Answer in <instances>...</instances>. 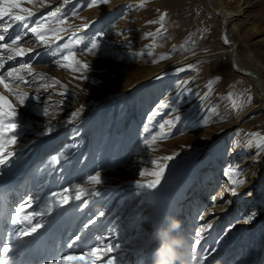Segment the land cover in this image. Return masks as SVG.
I'll return each mask as SVG.
<instances>
[{
    "label": "rangeland",
    "instance_id": "374dc122",
    "mask_svg": "<svg viewBox=\"0 0 264 264\" xmlns=\"http://www.w3.org/2000/svg\"><path fill=\"white\" fill-rule=\"evenodd\" d=\"M90 2L69 0L63 7L65 24L46 22L52 28L72 25L69 31L60 33L64 37L60 44L79 30V49H84L96 33H105L95 56L77 53V59L90 65L87 79H78L81 73L62 68L56 46L48 48L39 44L31 33L18 45L34 50L24 57L9 61L7 57L11 53L0 50L3 64L0 75L28 63L29 69L20 71L31 83L10 82V87L39 97L29 99L21 108L15 97L0 87V93L21 113L20 143L28 148L10 166L14 171L12 176L22 184L9 191L14 190L12 194L17 193L22 199L28 195L34 199L39 197V204L47 201L51 191L82 182L94 169L100 170L105 180L101 197H87L90 203L83 211L65 213L63 210L60 216L56 217L55 213L50 216L53 217L51 223L61 220L64 224L63 236L59 240L51 232L40 246L47 245L59 255L78 253L80 248L86 250L93 241L102 240L116 229L111 242L120 244V248L109 255L116 257L117 264H123L126 258L125 264H154L155 250L163 243L162 225L167 213L180 222V231L171 233L184 240L180 252L185 264H201L200 259L193 257L206 255L202 249L211 247L218 251L209 256L206 264H264V147H258L259 141L264 139V108L249 109L258 101L253 85L246 76L233 71L228 55H206L221 47L219 17L206 6L205 0H109L106 4L88 7ZM212 2L229 16L225 29L227 27L228 37L236 43L239 55L253 63V70L264 81V0ZM61 5L63 0H32L31 3L21 0V7L34 13L29 26ZM10 11L27 16V12L21 13L18 9ZM73 11L76 16L71 15ZM162 13L166 16L161 29L159 16ZM3 19L0 31L7 23H13L4 42L26 31L21 22H12L8 17ZM148 33L152 35L147 36ZM161 56L165 58L161 60ZM192 58L196 60L183 63ZM179 63L182 65H177ZM178 68L185 70L177 72ZM39 74H43V80ZM5 79L9 80L6 75ZM42 84L47 88H42ZM138 86L143 88L131 93ZM182 90L184 95L179 97L181 102L177 105ZM206 91L208 96L202 99ZM118 92L124 94L104 103ZM158 104L178 106L180 119L171 129L165 127L169 135L144 146L145 125L149 134L159 133V124L172 118L170 108L161 107L149 120V114ZM81 105L83 110L77 120L66 123L71 112ZM44 107L50 109L47 115L41 114ZM47 126H52L54 131L40 135ZM76 131L79 135L74 134ZM73 144L77 146L71 147ZM233 144L239 147L233 148ZM61 151H66L70 157L64 162L63 170L51 175L42 173L51 155ZM164 156L174 158L167 162L162 179H172L181 167L198 159L197 174L171 196H168L167 184L148 190L137 189L127 182L154 179L150 175L141 177L139 171L155 170L151 161L164 163ZM230 168L241 170L239 178L245 180L235 196L228 191L231 185L225 173ZM9 180L6 177L1 183L0 198L12 208V213L22 199L11 201L3 193L5 186L13 184ZM251 198L255 204L246 206ZM100 211L106 214L88 230H82L83 224ZM253 211L257 213L254 222L240 221ZM4 214L7 213H3L0 205V219ZM205 223L212 224L210 234L193 253L190 245L195 243V232ZM75 234H80L83 240L72 251L65 243ZM222 235L224 238L213 244ZM32 244H36V240L26 243L22 249L25 251Z\"/></svg>",
    "mask_w": 264,
    "mask_h": 264
},
{
    "label": "snow or ice",
    "instance_id": "6c2138e0",
    "mask_svg": "<svg viewBox=\"0 0 264 264\" xmlns=\"http://www.w3.org/2000/svg\"><path fill=\"white\" fill-rule=\"evenodd\" d=\"M31 3L32 0H27ZM43 2V0H42ZM109 0H91L88 7H94L100 4H106ZM69 3V0H63V5L55 8L54 11L47 13L45 17L38 18L32 23V26H29V21L34 16V13L27 8L21 7V0H0V24H4L5 17L10 18L12 22H21L23 28L26 30L24 32L16 34L13 38H10V42H4L6 40V34L9 29L13 27V23H7V25L0 31V50L11 53L8 55L7 59L9 61L13 60L16 57H24L27 53L34 51L33 49H25L22 46H18L21 40L31 33L36 41L39 44L44 45L45 47L51 48L53 45L56 46L58 53H60V60L62 63L60 66L62 68L69 69L76 73H81L78 79L84 80L87 79L86 73L90 71V65L86 62L80 61L77 59V53H88L95 56L98 50L101 48L100 38H102L105 33L98 32L96 33L89 41L84 49H79L78 45L81 42V37L79 35V30L73 32L71 36L68 37L67 42L60 44L59 41L63 40L64 37L60 35L62 32L69 31L72 28V25L65 27H56L52 28L48 26L46 22H54L57 25H63L66 23V14L63 11V7ZM10 9H18L19 12H27V16L17 15L10 11ZM71 15L76 16L77 13L73 11ZM166 14H161L159 16L160 27L163 28V22L165 20ZM86 27V26H85ZM159 31V29L157 30ZM122 34V33H120ZM151 36L152 33L146 34ZM228 43L227 39L224 41ZM150 54V53H149ZM165 57L161 56L160 59L163 60ZM154 63L156 61H153ZM30 65L28 63H23L20 65V68H10L5 74L9 80L6 81L5 75H0V87L5 91L9 92L15 97L21 108L26 105V101L29 99H39V97H32L29 93L18 92L15 89L10 87V82H22L24 84H30L31 82L26 80L23 75H21L20 69H29ZM188 68H191L192 65H188ZM0 68H3V64L0 63ZM184 68H178L177 72L184 71ZM29 75H35L29 72ZM41 80L44 79L43 74H39ZM185 84L188 81H184ZM211 81L209 82V88L211 87ZM42 88H47V85H41ZM64 95V93H59ZM183 90L178 94L177 105L181 102L179 97L183 96ZM208 92L204 93L202 99H206ZM161 107H167L171 110V119L164 120L163 123L159 124V133L149 134L148 125H145V138H143V145L150 146L155 143L157 139H161L170 134V132H165L164 129L167 126L169 129L175 126L176 122L180 119L178 112V106L173 107L171 104H158L149 114L148 119L151 120L153 116L159 113ZM48 107L42 109V115H47L49 112ZM83 110V105L78 108L76 111L71 112L66 123H73L77 120ZM211 111V109L209 110ZM207 123V120H205ZM23 121L21 120V113L17 107H15L8 98L0 93V169L10 167L13 165L14 161L25 154L28 151L27 147H23L20 143L21 136L19 134V129H21ZM54 131L52 126H47L46 130H42L40 135H49ZM79 135L78 131L74 133ZM150 135V138H149ZM259 135V134H257ZM77 145L73 144L71 147H76ZM239 147L238 144H233V148ZM258 147H264V139L259 141ZM69 155L66 151H61L59 154L51 155L50 159L47 160V163L44 164L41 169L42 173L51 175L53 172H58L63 170V164L69 159ZM173 156H164L162 160L164 163H158L157 160H152L151 164L154 166L153 171L148 172L147 169H141L139 175L142 177L144 175H150L154 179L142 183L139 180L134 182V187L137 189H148L155 190L161 184L162 178L165 176L166 168L168 167L169 161H171ZM229 178V183L231 188V195L235 196L238 194L237 189L245 183V180L239 178L241 175V170L230 168L225 173ZM105 180L100 170L94 169L92 173L88 174L86 178H83L82 182L71 183L70 186H63L58 190L51 191L48 194L46 201V208L41 210H35V205L39 197H34L32 195L26 196L21 202L14 208V211L11 213L10 223L13 227V230L8 233L10 241H26L29 238L36 236L44 227L47 222V217L52 216L54 213H58L59 210H64L65 213L70 211H76L77 209L83 211L86 208L90 201L87 197H101L102 190L101 186L104 185ZM83 184L91 185L90 188H86ZM223 193H221V199H223ZM75 202H81L76 204ZM71 206V207H70ZM106 213L100 211L98 215H95L94 218H89L82 226V230H88L90 226L94 225L101 217ZM257 213L252 212L244 218L243 223L248 224L253 221ZM203 219V218H202ZM232 225L231 227H234ZM231 227L228 228V232L231 231ZM212 228V224L205 223L199 231L195 232V243L190 245L191 252H197V248L201 245V241L206 239L210 234L209 230ZM117 233L116 229H112L107 236H104L100 241H93L92 245H88L87 249L80 248L78 253L68 252L60 254L57 258L49 264H117L116 257L114 255H109L114 253L117 249L120 248V244L112 243V237ZM227 235V232L224 234ZM224 237L219 236L216 240L213 241V244H218L220 240ZM83 240V237L80 234L72 235L67 243L69 249L77 247V245ZM14 245L12 243H3L0 246V264H9L11 257L8 255L13 251ZM206 253L204 256H197L193 258L200 259L201 264H206L207 259L212 254L216 253L218 249L216 247H211L208 249H202ZM104 258H107L106 261Z\"/></svg>",
    "mask_w": 264,
    "mask_h": 264
},
{
    "label": "bare ground",
    "instance_id": "6f19581e",
    "mask_svg": "<svg viewBox=\"0 0 264 264\" xmlns=\"http://www.w3.org/2000/svg\"><path fill=\"white\" fill-rule=\"evenodd\" d=\"M207 2L208 3H206V6L207 7L211 6L213 8V10L217 11L219 13L217 16L219 17L220 22L223 21V24L225 26H227V23L230 22L229 16H227V15L225 16L222 13V10L217 9L214 6L212 0H207ZM209 9H210V7H209ZM220 9H222V8H220ZM220 34L221 33L219 32V39H220L221 47H217L215 49L214 53L206 54V55H215V54H219V53L220 54L224 53V54L228 55L229 59H233L234 60V66H235L233 68V71H235V72H239V71L240 72H247V74L245 73L244 76H246L250 80L252 85H253V83H255L253 93L257 97L258 101L253 103V105L249 109H251V108L255 109L256 107H263L264 108V81H263L261 75H259L258 72H255L253 70L254 66H253V63L251 61H249L248 59L246 60L242 56L239 55L236 43H234L230 39V37H228L227 27H226V30L224 31V37L223 38L220 37ZM225 39H227V41H228L227 44L224 42ZM206 55H204V56H206ZM142 88H143V86H138L131 93H135V92L141 90ZM254 104H257V105L254 106ZM198 163H199L198 159L196 161L189 162L185 166L181 167L174 174L172 179H170V180L162 179L161 184H167L168 188L170 189L168 196H171L174 192L178 191V188H180L186 180H188L189 178H191L197 174ZM13 172L14 171H13L12 167H6L4 169H0V185L6 177L8 179H11L9 181L13 182V184L11 186H5L3 193L8 195L9 199L11 201H19V199H22L21 196H19L18 194L13 195L12 194L13 192L9 191V188H14V186H16L18 188L22 184V181L20 179L14 178L12 176ZM259 175H261V170H259ZM148 181H150V180H146L144 182L140 181V182L145 183ZM127 182L134 184V181H127ZM161 184H160V186H161ZM225 190H226V188H225ZM105 192H107V191H105ZM228 194H230V193H228ZM252 202H253V199L251 198V200H249V204L246 206L254 205L255 202L254 203H252ZM7 204L8 203L4 202L0 198V205L2 207L3 213H5V212L7 213L6 215L4 214V217L2 219H0V241L2 240V233H5L7 236L6 240L4 242H0V246H2L3 243H9V242L14 245L13 251L8 254L11 257L9 264H17V263L18 264H35L36 262L35 263L33 262L34 259H39V260L42 259L37 264H49V262L55 260L57 258V256L59 255V253L56 254L53 251V249H51L47 245H41L40 246V243L43 241L45 236L51 232L54 233L53 237H59V240H61L62 236H63V231H64V224L62 223V221L57 220V221L51 223L53 217H51V218L47 217V222L45 224V227L36 236L29 238L28 240L23 241V242L22 241H10L9 237H8V233L13 230L14 226H12L10 223V219H11L10 211L12 210V208L9 207ZM44 208H46V202L39 203V204L35 205V210H41ZM62 212H63V210H59L58 213H55L56 217L60 216ZM164 216H165V218H167L168 214L166 213ZM69 217H70V215L67 214V218H69ZM244 218H246V216L242 217L240 221H243ZM252 222H254V221H251L250 223H252ZM250 223H248V224H250ZM167 224H168V222H167ZM33 240H36V244H32L31 248L24 251L22 249V247L26 243L27 244L33 243ZM65 247H67V243H65ZM76 249H77L76 247L72 248V251H74ZM28 261H30V262H28Z\"/></svg>",
    "mask_w": 264,
    "mask_h": 264
},
{
    "label": "clouds",
    "instance_id": "9594fccd",
    "mask_svg": "<svg viewBox=\"0 0 264 264\" xmlns=\"http://www.w3.org/2000/svg\"><path fill=\"white\" fill-rule=\"evenodd\" d=\"M167 230L172 233H178L181 225L180 222L173 216H167ZM184 246V240L179 236H173L169 243L159 246L155 250V264H177L181 261L180 250Z\"/></svg>",
    "mask_w": 264,
    "mask_h": 264
},
{
    "label": "water",
    "instance_id": "95a60500",
    "mask_svg": "<svg viewBox=\"0 0 264 264\" xmlns=\"http://www.w3.org/2000/svg\"><path fill=\"white\" fill-rule=\"evenodd\" d=\"M206 1H207V0H206ZM207 3H208V2H207ZM209 7H210V10H211L212 12H214L216 15L219 14L217 11L213 10V8H212L211 6H209ZM221 23H222V28H221V30H220V33H221V34H220V37L223 38V37H224V31H225L226 29H225V25L223 24V21H222ZM223 26H224V27H223ZM193 60L195 61L196 58H192V59H190V60H188V61H185V62H183V63H188V62L193 61ZM231 62H232V63H231V64H232V67L234 68V67H235V66H234V60L231 59ZM177 65H182V64L179 63V64H177ZM177 65H176V66H177ZM172 67H173V66H171V67H169V68H166V69H163L162 71H166V70H168V69H170V68H172ZM162 71H161V72H162ZM239 73H241V74L243 73L242 75H245V73L247 74V72H240V71H239ZM253 75H254V74H253ZM254 76H255V75H254ZM154 77H155V76H154ZM152 78H153V77H152ZM152 78H150V79H152ZM147 80H149V79H147ZM254 84H255V83H253V91H254Z\"/></svg>",
    "mask_w": 264,
    "mask_h": 264
}]
</instances>
